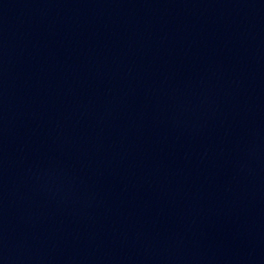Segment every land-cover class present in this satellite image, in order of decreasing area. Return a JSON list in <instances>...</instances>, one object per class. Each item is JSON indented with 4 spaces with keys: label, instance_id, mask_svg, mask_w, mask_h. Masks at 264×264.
<instances>
[{
    "label": "water",
    "instance_id": "water-1",
    "mask_svg": "<svg viewBox=\"0 0 264 264\" xmlns=\"http://www.w3.org/2000/svg\"><path fill=\"white\" fill-rule=\"evenodd\" d=\"M54 264H264V0H0Z\"/></svg>",
    "mask_w": 264,
    "mask_h": 264
}]
</instances>
